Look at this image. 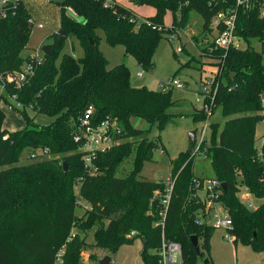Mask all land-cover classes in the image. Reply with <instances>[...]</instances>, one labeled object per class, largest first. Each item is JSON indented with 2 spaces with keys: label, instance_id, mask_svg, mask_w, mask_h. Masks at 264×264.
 I'll return each instance as SVG.
<instances>
[{
  "label": "trees",
  "instance_id": "trees-1",
  "mask_svg": "<svg viewBox=\"0 0 264 264\" xmlns=\"http://www.w3.org/2000/svg\"><path fill=\"white\" fill-rule=\"evenodd\" d=\"M131 1L152 6L156 13L141 17L115 1L63 0L59 3L60 26L51 35L52 41L41 45L42 64L22 84H4L7 96L0 93V264H80L88 246L81 232L89 230L94 232V247L113 253L141 238L143 264H161L162 227L154 221L159 219L165 181L142 179L139 173L160 143L159 136L150 138L149 132L154 126L165 128L174 100L170 89L132 85L125 63L109 67L99 30L108 43L122 45L126 55L149 69L154 66L163 31L183 29L190 10L197 11L204 20L203 29L211 31L210 21L219 11L236 7V33L245 46L210 50L211 42H206L203 48L216 58L213 64L218 67L215 78L219 85L213 113L220 109L223 123H210L209 141L201 149L211 160L214 176L226 183L220 203L232 219L229 230L234 240L257 251L264 249V201L250 209L238 196L240 185L248 186L256 197L264 196L263 167L255 146L256 124L264 120L263 0H253L249 6H237L236 0ZM15 5L6 16L0 15V72L4 75L20 70L28 59L22 50L33 23L25 3L19 0ZM168 11L173 13V25L166 29ZM68 38L79 42L82 55L63 52ZM255 41L260 43L259 49ZM2 103H10L22 114L23 128L4 127ZM89 104L95 108V122L110 116L120 128L118 142L93 158L95 171L85 164L82 141L74 138L76 120ZM36 115L44 117L42 123L36 121ZM194 116L198 121L207 117L203 109ZM135 118L149 126H134ZM191 144L195 145V139ZM45 148L50 155L42 153ZM32 150L37 152L34 159L28 158ZM193 151H182L172 161L174 184L164 224L166 237L182 244L180 264H198L205 256L203 249L210 250L215 229L197 219L204 202L192 183L196 176ZM132 155V169L117 175L120 165ZM80 200L87 207L81 216L76 211ZM133 231L137 233L133 235ZM192 235L198 237L201 255L192 244Z\"/></svg>",
  "mask_w": 264,
  "mask_h": 264
},
{
  "label": "rangeland",
  "instance_id": "rangeland-1",
  "mask_svg": "<svg viewBox=\"0 0 264 264\" xmlns=\"http://www.w3.org/2000/svg\"><path fill=\"white\" fill-rule=\"evenodd\" d=\"M63 0H26V6L30 10L33 17V24L27 45L22 50L23 56H29L40 50L43 43L52 41L51 35L56 32L60 26V2ZM124 2L130 0H122ZM141 6L135 4V6ZM136 6V7H137ZM144 11L150 8L144 5ZM140 16V15H139ZM166 29L173 25V13L168 11L165 16ZM204 20L202 16L195 10L189 11L187 24L183 29L171 32L165 30L154 52V66L149 69L143 68L136 59L131 55L124 53L122 45H111L105 39V34L99 30L101 35L100 47L105 56L109 60V67L125 63L131 72L130 81L134 86H147L152 90H161L162 84L171 78L178 79L182 83V87H172L170 89L171 97L174 104L170 107L171 118L164 129L159 130L152 127L149 132L150 138L159 136L160 143L154 150L152 160L143 163L139 178L148 180H164L171 177L172 161L178 157L180 152L192 148L189 139V131L195 130L198 137L201 120L195 119V114L199 112L202 106V98L204 89L208 86L207 80L213 76L216 70L213 64L216 58L208 55L203 51L206 45L205 39H211L215 31H205L203 29ZM39 24H42L39 27ZM204 35L205 38H204ZM197 38V39H196ZM177 46H181L182 50L177 51ZM241 47L245 46L242 41ZM254 46L259 49L260 43L255 41ZM63 52H70L76 56L83 54V49L79 42L73 38L66 40ZM139 72L141 74H139ZM0 93L7 96L4 83L0 79ZM9 101L18 106V103L12 98ZM21 106V105H19ZM2 108L6 113L4 119V127L8 129H20L25 126L23 116L20 112L9 103H2ZM28 112L32 113L30 108ZM36 121L42 123L44 117L36 115ZM211 122H221L223 120L220 115V109H217L208 119ZM134 126L138 128H147L149 124L142 118L134 120ZM264 130V120H259L256 124V140L260 137ZM211 128L208 130L207 142L209 141ZM23 161H27L25 157ZM193 171L199 177H213L215 175L210 158L201 149L193 154ZM133 166V155L126 159L117 170V175L124 176ZM172 179V178H171ZM76 191L78 189L76 188ZM199 194L204 196L202 190H198ZM80 206L77 208L78 215L85 212L86 203L79 201ZM261 200L256 199L255 204H260ZM226 214L223 207L217 206L212 209L207 217L209 223H213L215 219L222 218ZM157 221V220H156ZM76 231V228L73 229ZM85 236L88 246L82 252L80 264H99V260L106 255L112 257V261L108 264H143L141 250L143 242L141 238H136L132 244H123L117 251L110 252L107 249L94 247V232L89 230L81 232ZM205 256L199 259L198 264H205L204 259L209 258L213 264H264V249L257 251L252 246L235 241L231 231L226 227H215L210 239V250H204ZM91 254L95 258H91Z\"/></svg>",
  "mask_w": 264,
  "mask_h": 264
},
{
  "label": "built area",
  "instance_id": "built-area-1",
  "mask_svg": "<svg viewBox=\"0 0 264 264\" xmlns=\"http://www.w3.org/2000/svg\"><path fill=\"white\" fill-rule=\"evenodd\" d=\"M19 0H0V15L6 16L8 13L9 7L16 6V2ZM237 6H249L253 0H236ZM261 15L264 16V0L261 2ZM236 19H237V7L229 8L227 10L219 11L210 21V27L215 33L212 35L210 41L205 39L208 44L210 43V50L215 48H224L228 49L229 47L241 48L240 44L243 41L240 36L236 33ZM33 23V19H31ZM42 24H39L41 27ZM182 50L181 46H177V51ZM44 61V54L40 50L28 56V59L25 61L22 68L15 72H9L3 74L0 72V79L5 84L7 82L14 83L16 85L22 84L26 81L31 75L34 74L35 69L42 64ZM218 72V67L214 71L213 76L208 78L207 87L204 89L202 106L201 109L206 113V119L201 121V127L198 137L195 134V143L196 147L193 151V154L199 152L201 147L207 140L208 130L210 129V123L208 119L213 115V105L215 92L219 85V80H216L215 73ZM139 74H141L139 72ZM182 87V83L175 78H171L166 83L162 84V90L166 91L172 87ZM14 98V97H13ZM264 102V97L262 98ZM18 105H21L20 102H17ZM95 108L92 104L87 105L84 110L79 114L76 124L78 127V132L75 134L74 138L76 140L82 141L80 146L84 151V161L86 166L90 171H95L96 167L93 164V158L96 156L97 152L100 150L107 149L113 144L117 143L116 138L117 133L120 131L118 122L116 118L105 117L98 122H95ZM256 158L263 167V172L261 175V181L264 185V130L261 133L258 141L256 140ZM36 151H31L28 158L34 159L36 157ZM42 153L45 155H50L48 149H43ZM193 187L196 189V193L200 196L204 202V208L200 209L197 213V219L200 222L206 221L207 217L210 215L212 209H215L217 206H222L220 203V197L224 191L222 187V182L218 180L215 176L213 177H198L195 176L192 180ZM174 180L173 178L165 181L164 193L159 197L161 208L158 209L159 219L154 221V225H161L162 235H161V244L158 249L160 255L161 264H180L182 258V244L179 241L168 239L164 232L165 216L166 209L168 207L171 193L173 190ZM204 192V196L200 195L198 190ZM158 196V191L154 192V197ZM238 196L240 200L250 209L257 208L260 204H255L256 199H260L261 202L264 201L263 197H256L254 193L246 185H240ZM226 211V214L222 218H217L213 223H210L214 227H226L227 229L232 228V219L229 213ZM209 223V222H208Z\"/></svg>",
  "mask_w": 264,
  "mask_h": 264
},
{
  "label": "water",
  "instance_id": "water-1",
  "mask_svg": "<svg viewBox=\"0 0 264 264\" xmlns=\"http://www.w3.org/2000/svg\"><path fill=\"white\" fill-rule=\"evenodd\" d=\"M189 139H190V141H194L195 130L189 131ZM64 165L66 166V163H64ZM222 187L224 190H226V183L225 182H222ZM136 233H137L136 231L132 232L133 235H135ZM191 241H192V244H193L195 250L197 251V253L199 255H201L200 243H199L197 235H192ZM110 261H112V257L110 255H106L99 260V264H108ZM204 263L205 264H213L212 261L209 260V258L204 259Z\"/></svg>",
  "mask_w": 264,
  "mask_h": 264
},
{
  "label": "crops",
  "instance_id": "crops-1",
  "mask_svg": "<svg viewBox=\"0 0 264 264\" xmlns=\"http://www.w3.org/2000/svg\"><path fill=\"white\" fill-rule=\"evenodd\" d=\"M24 3H25V5H26V0H22ZM119 2L120 4H122V5H124V6H126V7H128V8H130V9H132L137 15H140L141 17H147V16H152V15H154L155 13H156V10H155V8L154 7H152V6H150V8L149 9H147L146 11H144L143 9L145 8L144 7V5H141V6H135V4L130 0L129 2L128 1H126V2H124V1H122V0H107V2ZM27 7V6H26ZM28 9V8H27ZM28 11H29V13H30V10L28 9ZM30 16H31V19H33V17H32V15H31V13H30ZM166 16V15H165ZM34 21V20H33ZM134 120H137V118H135ZM199 177V176H198ZM170 178H172V174H171V177H168L167 178V180L168 179H170Z\"/></svg>",
  "mask_w": 264,
  "mask_h": 264
}]
</instances>
